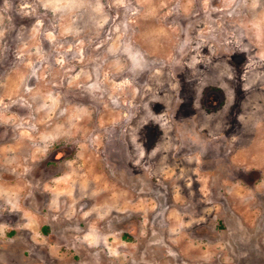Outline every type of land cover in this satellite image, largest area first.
I'll list each match as a JSON object with an SVG mask.
<instances>
[{
  "label": "rangeland",
  "instance_id": "rangeland-1",
  "mask_svg": "<svg viewBox=\"0 0 264 264\" xmlns=\"http://www.w3.org/2000/svg\"><path fill=\"white\" fill-rule=\"evenodd\" d=\"M0 264H264V0H0Z\"/></svg>",
  "mask_w": 264,
  "mask_h": 264
}]
</instances>
